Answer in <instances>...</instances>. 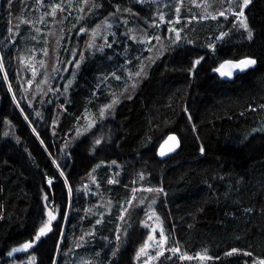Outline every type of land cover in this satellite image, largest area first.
Here are the masks:
<instances>
[{"label":"trees","instance_id":"trees-1","mask_svg":"<svg viewBox=\"0 0 264 264\" xmlns=\"http://www.w3.org/2000/svg\"><path fill=\"white\" fill-rule=\"evenodd\" d=\"M242 5L0 0V264H141L145 196L180 253L154 264L264 259V0L247 30ZM245 58L232 80L213 71ZM169 133L180 149L160 160Z\"/></svg>","mask_w":264,"mask_h":264},{"label":"snow or ice","instance_id":"snow-or-ice-1","mask_svg":"<svg viewBox=\"0 0 264 264\" xmlns=\"http://www.w3.org/2000/svg\"><path fill=\"white\" fill-rule=\"evenodd\" d=\"M9 2H11V0H9ZM250 2V0H243V5L240 6V11L238 13H234L236 16H237V19L239 21V26L240 27H243L244 29L247 30L248 28V25L246 23V20L244 19V7L247 6V4ZM229 3H231V0H229ZM237 4L239 5V0H237ZM58 7V6H57ZM177 11H179V9H177ZM55 10L53 11V14H54ZM219 15L221 16H225V12L224 11H221L219 13ZM11 31V30H10ZM81 32L84 31V29L82 28L80 30ZM96 33L94 32V35ZM248 36H249V39H251V36H252V33L249 31L248 33ZM159 39V38H157ZM110 46V45H109ZM200 61L197 60L196 61V64H198ZM255 64V60L253 59H250V58H245V59H242L240 60L239 62H236V63H233V62H230V61H226L224 64H221L218 68H215L213 69V71L217 72L220 74L221 77H224V76H231L232 75V70L233 69H239L240 71H243L245 70L246 68H248L249 66ZM228 69V70H226ZM137 76L140 75V73H136ZM117 79H119V77H117ZM134 86V85H133ZM118 100H113L112 104H115L117 103ZM112 104L110 105H106L105 108H110L112 107ZM103 111L101 112V115H103ZM170 140H176V137L172 136V137H169ZM100 141H97V143H99ZM167 143V142H166ZM173 149L172 148H169L168 151H172ZM203 151V150H202ZM160 155L163 156L165 155V152L164 151H161L160 152ZM61 175H63V173H61ZM111 182V181H110ZM52 181L49 180V184L51 185ZM45 200H47V196L44 197ZM47 206V205H46ZM56 219V216L53 215V213L51 211L48 212V221L38 230L36 236L34 237L33 241L31 242H28L26 243L25 245H23V249L24 250H27L28 248H31L33 246V244L37 241H39L41 239V237H43L44 235L47 234V232L51 231V222L53 220ZM100 221H97V223H99ZM145 227H147V225H145ZM154 231V230H153ZM83 239V238H82ZM149 240H154L155 237L153 235H149L148 237ZM161 239L166 242L167 241V237L164 236L163 234V229H161ZM149 247V244L147 243V241L145 242V245L140 248V250L138 251L137 253V258H139L140 255H143L146 253V250L148 249ZM19 249H13V251H18ZM172 252H178L179 249L178 248H173L171 249ZM237 250L236 249H232V251L228 252L227 255L231 256L233 254V252H236ZM12 253L10 252L9 255H11ZM159 254H162V253H159ZM245 255H250V253H244ZM113 255H115V253H113ZM182 260L183 259H192V257H186V256H181L180 257ZM201 260H204V259H210L211 257H207L205 255H201L199 257ZM34 259V258H33ZM259 264H264V260H261L259 262Z\"/></svg>","mask_w":264,"mask_h":264},{"label":"rangeland","instance_id":"rangeland-1","mask_svg":"<svg viewBox=\"0 0 264 264\" xmlns=\"http://www.w3.org/2000/svg\"><path fill=\"white\" fill-rule=\"evenodd\" d=\"M69 13H71V12L69 11ZM202 16H205V15H202ZM209 16L212 17L211 15H209ZM71 22H73V21H71ZM128 28L132 29L133 27L128 24ZM172 30H174V29H172ZM78 33L82 34L81 31ZM131 35H132V38H135L134 34H131ZM148 198H149V196H145L137 204L138 207H141L142 205L144 207V213H145L146 219L145 218L143 219L142 225L148 231L147 238L144 241V243L138 248V251L140 250V248H142L145 245L146 241L149 244V247L146 250V253L139 256L141 264H154L155 262H157L159 260V258L164 257L166 255H172V251H171L172 248H167L166 247L167 241L164 242L161 239V229L162 228H161L160 224L157 221H154V217H153L154 201L152 199H148ZM95 212H97V210H95ZM100 220H101V218H100ZM149 223H150V225H149ZM145 225H147V227H145ZM163 234L165 237H167L164 229H163ZM149 235H153L155 237V239L149 240L148 239ZM92 239H93V237H92ZM81 251L82 252H77L73 256V259L70 262V264H91V257L89 255H87V253L84 252L83 250H81ZM138 251H137V253H138ZM159 253H162V254H159ZM177 253L180 254L179 252H177ZM261 260H264V259H256V261H258L256 263L259 264V262Z\"/></svg>","mask_w":264,"mask_h":264},{"label":"water","instance_id":"water-1","mask_svg":"<svg viewBox=\"0 0 264 264\" xmlns=\"http://www.w3.org/2000/svg\"><path fill=\"white\" fill-rule=\"evenodd\" d=\"M229 61L230 62H233V63H236V62H239L240 60H238V61L229 60ZM226 70H228V69H226ZM243 71H240L239 69H233L232 70V75L230 77L229 76L221 77L220 74L219 73L218 74H219L220 78H222L223 80L229 81V80L234 79L236 76H238L239 74H241ZM172 136L176 137V140H170L169 137H172ZM169 148H172L173 150L172 151H168ZM179 149H180V140H179L178 136L175 133H169L162 140V142L160 143V145H159V147L157 149V157H158V159L163 160L166 157H168V156L176 153ZM161 151H164L165 152V155L161 156L160 155V152Z\"/></svg>","mask_w":264,"mask_h":264}]
</instances>
